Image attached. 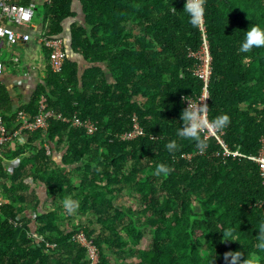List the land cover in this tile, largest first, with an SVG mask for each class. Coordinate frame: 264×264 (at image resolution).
Masks as SVG:
<instances>
[{
  "label": "trees",
  "instance_id": "1",
  "mask_svg": "<svg viewBox=\"0 0 264 264\" xmlns=\"http://www.w3.org/2000/svg\"><path fill=\"white\" fill-rule=\"evenodd\" d=\"M79 1L84 19L71 23L70 47L90 66L80 74L66 56L61 72L48 67L21 110L33 116L44 95L57 112L90 119L98 129L88 135L52 119L45 131L1 147L0 192L8 202L0 214V264H90L86 248L72 237L77 231L97 246L98 264H227L225 253L240 248L264 264V251L254 248L264 223L257 165L224 161L216 142L203 135L200 154L194 141L176 136L183 126L181 96L197 98L202 87L189 56L201 32L182 11L184 0ZM72 4L35 6L45 34L66 42L64 23L76 17ZM205 7L212 56L208 117L227 114L226 142L256 154L264 136V48L240 53L239 44L248 27H264V0H207ZM18 111L0 80V115L10 133ZM133 114L143 134L120 141L116 134L130 129ZM170 140L178 142L175 153L165 147ZM17 161L9 172L6 163ZM160 163L172 169L166 177L153 174ZM31 175L45 186V205L30 193ZM67 197L79 201L72 215L63 207ZM122 197L138 206L121 203ZM29 209L34 220L25 214ZM34 228L41 241L32 237ZM228 228L236 229L238 241L224 239L220 230Z\"/></svg>",
  "mask_w": 264,
  "mask_h": 264
},
{
  "label": "built area",
  "instance_id": "2",
  "mask_svg": "<svg viewBox=\"0 0 264 264\" xmlns=\"http://www.w3.org/2000/svg\"><path fill=\"white\" fill-rule=\"evenodd\" d=\"M35 14V4L22 5L13 0H0V50L3 46L13 43L19 36L13 29V25L30 26ZM201 43L197 50L190 51L189 56L194 59L193 66L194 75L201 81L202 87L200 95L195 98L190 95H182L181 102L184 108L188 103H196L200 101L201 104H207V110L204 113L206 127L202 130L204 139H213L217 146H219V155L224 161H241L244 159L255 163L259 170V175L264 185V136L259 139V148L256 154H247L242 152L239 148L232 149L226 142L224 130H217L211 126V120L208 117V100H209V85L212 76V56L210 52V44L207 37L205 18L200 25ZM23 40L29 39V35L24 34L20 36ZM37 42L48 50L49 53V68L54 73L61 72L66 53V42L62 37H52L45 34L43 31L35 38ZM3 69L0 60V75ZM52 119L61 120L71 127L84 129L88 135H93L98 127L90 119H81L77 116H65L55 109L48 106L47 99L44 95L41 96L38 102L37 113L33 116L28 115L24 110H19L17 113L18 127L13 132H9L2 116L0 115V150L1 147L12 138L17 137L20 133H32L35 131H45L49 122ZM143 134V128L140 124L139 118L136 114L131 117V127L129 130L116 134L120 141H131ZM44 149L47 155L52 154L50 145L46 142ZM200 154L201 151L196 152ZM190 157V156H189ZM6 203L3 194L0 192V214L3 205ZM32 220L35 219V212L30 214ZM21 224V223H19ZM32 237L42 240V237L35 233V228L32 230ZM79 244L84 246L89 254L90 264H98L99 251L92 239L87 238L83 232H74L72 236ZM47 246L53 247V244Z\"/></svg>",
  "mask_w": 264,
  "mask_h": 264
},
{
  "label": "crops",
  "instance_id": "3",
  "mask_svg": "<svg viewBox=\"0 0 264 264\" xmlns=\"http://www.w3.org/2000/svg\"><path fill=\"white\" fill-rule=\"evenodd\" d=\"M43 2L44 0H33L32 3L35 4V6H40ZM72 7L73 11L76 12V17L65 21L64 35L68 46L67 56L78 65L79 73L81 74L90 64H88L81 55L74 53L68 44L70 42L71 23L75 20L83 21L84 18L79 0H73ZM44 25V15L42 13L37 15L35 10L30 26H12L19 37L27 34L29 35V39L23 40L18 37L13 43L3 46L0 50V60L3 65L0 80L8 90L12 109L15 111L21 110L24 105L30 102L37 85L43 81L46 75L45 72L49 67L48 50L42 47L35 39L36 36L44 30ZM28 136L29 134L23 132L21 134L19 133L16 138L23 140V138ZM51 150L54 151L53 148H51ZM60 156L61 153H57L55 149L54 160L57 164L60 163ZM17 164L18 161L6 163L7 170L11 172L12 168ZM33 177L34 176L31 175L26 178V182L30 185V193L34 191L43 202L42 205H45L46 200H48L45 186L41 183L40 179L38 180V176L35 178ZM5 200L8 202L7 199ZM32 212L34 211L29 209L25 214L30 216Z\"/></svg>",
  "mask_w": 264,
  "mask_h": 264
},
{
  "label": "clouds",
  "instance_id": "4",
  "mask_svg": "<svg viewBox=\"0 0 264 264\" xmlns=\"http://www.w3.org/2000/svg\"><path fill=\"white\" fill-rule=\"evenodd\" d=\"M206 3L207 0H184L182 11L187 14L189 22L193 27L199 28L203 23ZM176 10V8L172 9L173 12ZM254 48H264V27L258 24H253L247 28L243 40L239 44V52L249 53ZM199 102H189L187 107L182 110L180 118L183 121V126L177 128L176 136L180 139H191L200 151H204L206 141L202 138V130L206 127L204 113L207 110V104H201ZM210 123L213 128L222 130L229 125L230 117L227 114H222ZM165 147L169 153H175L179 145L177 140H170ZM171 171L172 169L169 165L160 163L156 166L153 174L166 177ZM79 206V201L71 197L63 200V207L69 215L76 213ZM220 231L223 233L224 239L238 241L235 228H228L226 231L221 229ZM254 248L259 251H264V223H261L258 228ZM241 257L244 258L241 259ZM224 258L227 264H256L257 260L255 255L246 257L245 251L241 248L225 253Z\"/></svg>",
  "mask_w": 264,
  "mask_h": 264
},
{
  "label": "rangeland",
  "instance_id": "5",
  "mask_svg": "<svg viewBox=\"0 0 264 264\" xmlns=\"http://www.w3.org/2000/svg\"><path fill=\"white\" fill-rule=\"evenodd\" d=\"M42 11L40 9H37L36 10V14L39 15L41 14ZM121 203L123 204H127V205H132L134 208H136L138 206V203H136L135 201L131 200L130 198H125V197H122L121 198Z\"/></svg>",
  "mask_w": 264,
  "mask_h": 264
},
{
  "label": "water",
  "instance_id": "6",
  "mask_svg": "<svg viewBox=\"0 0 264 264\" xmlns=\"http://www.w3.org/2000/svg\"><path fill=\"white\" fill-rule=\"evenodd\" d=\"M69 41H70V42H69V45H71V40L69 39Z\"/></svg>",
  "mask_w": 264,
  "mask_h": 264
}]
</instances>
